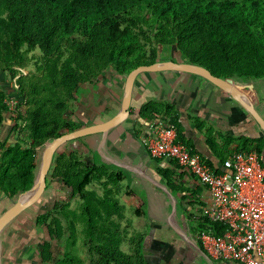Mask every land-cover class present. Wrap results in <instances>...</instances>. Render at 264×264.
Here are the masks:
<instances>
[{"label": "trees", "instance_id": "16d2710c", "mask_svg": "<svg viewBox=\"0 0 264 264\" xmlns=\"http://www.w3.org/2000/svg\"><path fill=\"white\" fill-rule=\"evenodd\" d=\"M164 46L174 48L181 61L226 80L264 78V0H0V74L12 78L15 67L26 68L30 60L34 65L17 80L23 112H9L8 91L0 87V127L9 113L16 136L14 142L0 139V195L7 202L0 215L32 187L37 147L81 127L66 118L79 85L105 78L111 69L127 74L150 65L160 60ZM34 51L38 56H27ZM161 113L171 116L172 107L155 102L140 107L142 116L160 118ZM169 121L181 140L176 118ZM66 144L57 148L49 172L81 201V211L70 210L71 202L61 199L35 216V226L47 236L36 245L39 263L82 264L72 251L54 261L52 240L68 232L65 245L70 248L76 240V219L84 217V240L95 255L93 264H152L144 255L146 234H135L132 247L122 249L127 227L122 226L124 206L117 195L123 171L105 163L88 164L79 151L66 152ZM255 149L264 157L260 146ZM171 165L175 171L162 167L157 172L206 253L199 233L213 230L219 236L225 227L181 209L190 198V188L181 182L187 173L175 161ZM140 212L137 207V216Z\"/></svg>", "mask_w": 264, "mask_h": 264}, {"label": "crops", "instance_id": "0c3cea01", "mask_svg": "<svg viewBox=\"0 0 264 264\" xmlns=\"http://www.w3.org/2000/svg\"><path fill=\"white\" fill-rule=\"evenodd\" d=\"M176 54L174 49H171V55ZM163 60L172 59L165 57ZM125 75L118 74L112 69L106 73L105 78L94 83L79 85L73 94L66 118L84 127L106 121L117 114L124 97ZM231 81L240 88L242 102L207 79L195 74L169 70L142 72L136 76L133 84L127 118L110 129L104 140L101 133L84 135L67 141L69 149L65 151H79L88 164L105 163L120 168L125 178L128 176L134 179L137 189L145 193L150 203L151 195L156 190L165 193L154 183L156 181L165 186L157 170L162 167H170L174 171L175 169L171 165L174 161L152 157L146 149L145 141L152 135L149 123L156 116L140 114V107L145 103L170 105L172 107L171 116L176 118V123L179 125L181 140L216 169L221 168L223 158L235 151H257L255 146H260L261 151L264 150V130L250 111L244 107V103L251 105L264 120V78L233 79ZM171 116H166L164 113L159 115L160 118L167 119ZM15 139L16 136L11 131L6 140L14 142ZM176 171H182V169L178 168ZM185 172L187 174L183 176L181 182L190 188V198L186 202L192 204L188 205L183 202L181 209L189 214L198 215L208 201L209 193L196 177ZM48 174H50L49 171L46 188L42 195L32 205L22 210L1 233L2 244H0L3 246L1 264H33L30 261L38 257L36 245L46 239V236L42 234L39 240L34 239L33 234L35 233L32 231L37 228L35 224L32 230H29L28 235H25L21 229L23 225L26 226L30 212L36 209L35 215L33 214L35 222V216L49 209L51 201L53 204L55 200L64 199L59 180L47 186ZM52 195L56 196L51 197ZM165 195L169 197L166 193ZM4 197L0 195V206H4L6 202ZM155 197L152 195V199ZM47 204L49 205L45 208ZM180 215L183 220L182 226L176 224L186 231L187 221L182 214ZM167 227H169L168 223ZM153 230L151 235L156 232ZM169 230L171 235L169 234L167 239L163 238L165 237L163 233H167L164 232V228L158 230V236L157 232L154 233L150 242L152 247L148 248L149 261L152 264H240L235 261L206 257L191 248L170 227ZM32 236L34 241L30 242L29 239ZM176 236L179 238L174 239ZM26 253H28L27 256H25Z\"/></svg>", "mask_w": 264, "mask_h": 264}, {"label": "built area", "instance_id": "2783aa9c", "mask_svg": "<svg viewBox=\"0 0 264 264\" xmlns=\"http://www.w3.org/2000/svg\"><path fill=\"white\" fill-rule=\"evenodd\" d=\"M9 78L11 90L5 101L14 116L23 112L18 78L26 75L24 67ZM18 97V98H17ZM149 127L152 135L145 141L150 156L174 160L197 178L209 193V199L197 218L225 227L221 235L213 230L199 233L206 254L222 261L240 264H264V157L255 150L235 151L216 169L177 136L167 118H154ZM188 234L192 237L187 227ZM193 238V237H192ZM194 239V238H193Z\"/></svg>", "mask_w": 264, "mask_h": 264}, {"label": "rangeland", "instance_id": "374dc122", "mask_svg": "<svg viewBox=\"0 0 264 264\" xmlns=\"http://www.w3.org/2000/svg\"><path fill=\"white\" fill-rule=\"evenodd\" d=\"M171 49H174V48L164 46L161 49V51L159 52L158 58L160 60H163V58L168 57V58H171L173 61H180L179 57L171 55ZM32 54L35 56H38L37 51H34L32 53H28L27 56L30 57ZM33 69H34L33 61L30 60L28 66L25 68V70H26V72H28V71H31ZM0 87L2 89H4L5 91H8V92H10V90H11L10 79L7 76V74H5V73L0 74ZM17 96H18V94H17ZM20 106H21V109L24 111L25 103L21 104ZM12 125H13V121H11V119H9V113H6L5 118L3 120V123H2V126L0 127V139H4V138L8 139V136H9L10 132L12 131V129H11ZM9 129H10V131H9ZM68 145L69 144L67 143L62 148L64 150H68L69 149ZM42 147L43 146H41V148L38 149L37 170H38L39 164H40V158H41L40 156H41ZM37 170H36V172H37ZM48 179L49 180H47V183L49 186L52 185L54 182L56 183V181L51 177V174H48ZM50 183H52V184H50ZM118 186H119L120 191L117 195V200L120 204H122L124 206V219L122 221V226L127 227V230H126L125 235H124L123 248L122 247L121 248L124 250L130 249L133 245L132 244L133 241H132L131 237L136 238L135 234H137V233L146 234L145 238H144L143 249H144V255H145L146 259L149 261L150 260V258H149L150 252H149L148 248L152 247L150 242L152 241L151 239L154 237L153 236L154 233L156 234V232H157L158 234H156V235L158 236L159 235L158 230H163V228H164V232H167V233H163V234H165V237L163 236V238L167 239L168 235L169 234L171 235V231L169 230V227H167V223H166L168 214L170 212V206H171L170 199H169V197H167L165 195V193L156 190V192H154L152 194V195L156 196L155 199H152V195H151V199H150V203H149V200L146 197L145 193L139 192V190L137 189V183L134 181V179H131L128 176H126L125 179L121 180L118 183ZM61 190H62L61 191L62 194L64 195V199L69 200L71 202L70 203V210H74V212L79 213L81 211V201L78 200L76 196H72V194L70 193V190H68V188H66L62 184H61ZM128 192H129V194H127ZM55 196L56 195H52L51 197H55ZM17 197L15 198L16 200L18 199ZM8 205H9V201H8ZM48 205L49 204H47L45 206V208H47ZM50 205H52V201L50 202ZM6 206H7V202L4 203V206H0V213L4 210V207L6 208ZM137 207H139L140 211H141L139 216H137V214L135 213V209ZM35 212H36V209H35V211L30 212V214L28 216L29 219L25 223V225H26L25 227L28 230L24 227V225H23V228L21 229V231H23V233H25V235L26 234L28 235L29 230H32V228H33V225H34V219H33L34 217L33 216L35 215L34 214ZM142 213L144 214L143 216H142ZM180 214H181V212L178 211V209H176L175 216H174V222H176L178 225L182 226L183 220H182ZM85 223H86V221H85L84 217H79L76 219V224H77L76 240H75V243L70 246V248L65 245V243H66L65 238L67 237V234H68L67 231H66L67 233H65L63 238H61L60 240H52V249L54 252L53 253L54 261H57V260L59 261L60 259H63L66 251H72L73 253H76L80 257V259H82V264H93V258L95 255L91 254L89 252V250H88L89 248L87 247L85 240H84L85 234H84L83 229L85 228ZM12 225H13V223H12ZM158 226H160V227H158ZM187 227H188V224L185 227L186 232H188ZM153 229L156 232H154ZM152 230L154 233L151 235L150 233L152 232ZM32 232L35 233V234H33L35 236L34 239L36 238L39 240V237L42 234H44L46 236V233H44L41 228H36V230L32 231ZM172 235L175 236V234H172ZM45 236H44V238H45ZM177 237L178 236H176L174 239H176ZM46 238H47V236H46ZM18 239H19V236H18ZM29 240H30V242H32L33 236ZM194 240H195V238H194ZM0 243H1V241H0ZM1 244H0V254H1L0 258L2 261V259H3V256H2L3 246H1ZM27 254L28 253H26L25 256H27ZM30 259H32V258H30ZM30 262H33V264H35V263L40 264L38 257L32 259Z\"/></svg>", "mask_w": 264, "mask_h": 264}, {"label": "water", "instance_id": "95a60500", "mask_svg": "<svg viewBox=\"0 0 264 264\" xmlns=\"http://www.w3.org/2000/svg\"><path fill=\"white\" fill-rule=\"evenodd\" d=\"M166 70L181 71L201 76L223 91L229 93L231 96L235 97L238 101H243L241 97V90L233 81L214 76L208 69L197 64H192L185 61L158 60L150 65H139L135 67L125 75L124 97L122 99L120 110L117 114L106 121L86 125L84 127H80L78 129L63 133L59 137H56L50 141H46L42 145L43 147L40 156V164L36 173L34 183L29 190L19 194L17 197L18 199H15L13 205L0 215V235L7 227V225L22 210L32 205L42 195L46 188L47 173L52 164L53 155L61 144L69 140L93 133H101L102 139L104 140L110 129L114 128L127 118L128 108L131 100V92L136 76L145 71L157 72ZM244 107H246L250 111L255 120L261 126L262 130H264V120L262 119V117L258 115V113L252 108L251 105L244 103ZM39 148H41V146L37 147V149ZM154 183L160 189H162V191H164L171 199V209L167 218V223L169 224L170 229H172L174 233L179 235L182 240H184L191 248L196 249L202 255L208 257V255L200 249L196 241L185 230L178 226L176 222H174V216L176 212L175 196L163 184H160L156 181H154ZM24 194H27V196L26 198L22 199L21 195Z\"/></svg>", "mask_w": 264, "mask_h": 264}, {"label": "bare ground", "instance_id": "6f19581e", "mask_svg": "<svg viewBox=\"0 0 264 264\" xmlns=\"http://www.w3.org/2000/svg\"><path fill=\"white\" fill-rule=\"evenodd\" d=\"M27 194L21 195V198L24 199L26 198Z\"/></svg>", "mask_w": 264, "mask_h": 264}]
</instances>
